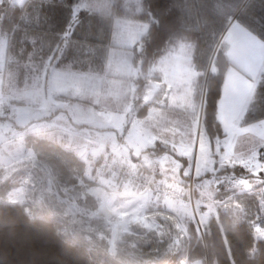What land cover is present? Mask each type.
I'll use <instances>...</instances> for the list:
<instances>
[{
  "label": "clouds",
  "instance_id": "1",
  "mask_svg": "<svg viewBox=\"0 0 264 264\" xmlns=\"http://www.w3.org/2000/svg\"><path fill=\"white\" fill-rule=\"evenodd\" d=\"M254 2L0 0V264H264Z\"/></svg>",
  "mask_w": 264,
  "mask_h": 264
},
{
  "label": "snow or ice",
  "instance_id": "2",
  "mask_svg": "<svg viewBox=\"0 0 264 264\" xmlns=\"http://www.w3.org/2000/svg\"><path fill=\"white\" fill-rule=\"evenodd\" d=\"M245 40H247V37L240 33H237L236 35L229 38V41L233 46L234 53L238 51L240 45L245 42ZM221 119H225L223 114L221 115ZM227 123L230 132V139L233 136H238L243 131L235 128V126H233L230 121H228ZM234 143L235 141L232 140L231 145L228 146L229 150L226 154V160L231 158L233 155L232 145H234ZM236 163L242 165L248 173L264 172V147L257 148V150L253 154L248 155L246 158L238 159ZM260 183L264 184V180H260ZM261 194H264V189H261ZM260 227L264 228V226ZM257 233L260 236H264V232L260 231V228H257Z\"/></svg>",
  "mask_w": 264,
  "mask_h": 264
},
{
  "label": "trees",
  "instance_id": "3",
  "mask_svg": "<svg viewBox=\"0 0 264 264\" xmlns=\"http://www.w3.org/2000/svg\"><path fill=\"white\" fill-rule=\"evenodd\" d=\"M10 3V6L13 9L22 10L24 7V3L17 4V3ZM56 15L59 17L61 13L59 11L56 12ZM241 19L250 26V28L262 39H264V4H261L259 1L255 0L253 5L249 8L247 14L243 15ZM235 175L238 176H246L247 170L242 168L240 165L236 166ZM255 197H253L249 202L252 203ZM260 224L263 225V217L259 218ZM246 238V236H245Z\"/></svg>",
  "mask_w": 264,
  "mask_h": 264
},
{
  "label": "rangeland",
  "instance_id": "4",
  "mask_svg": "<svg viewBox=\"0 0 264 264\" xmlns=\"http://www.w3.org/2000/svg\"><path fill=\"white\" fill-rule=\"evenodd\" d=\"M257 1H259L260 2V4H261V1H262V4H264V0H257ZM9 2H11V3H17V4H21V3H23L24 2V0H9ZM263 32H264V30H263ZM236 176H238V175H236ZM249 176H251L252 178H260L261 180H264V172H254V173H248L247 172V175L246 176H242L243 178H248ZM263 217V220H264V216H262ZM257 224H258V226H264V221H263V225H261L260 224V221H259V219L257 220Z\"/></svg>",
  "mask_w": 264,
  "mask_h": 264
},
{
  "label": "crops",
  "instance_id": "5",
  "mask_svg": "<svg viewBox=\"0 0 264 264\" xmlns=\"http://www.w3.org/2000/svg\"><path fill=\"white\" fill-rule=\"evenodd\" d=\"M261 38V37H260ZM262 39V38H261ZM227 87L228 88H231V89H235L238 87V82L235 81L234 79H230L228 84H227Z\"/></svg>",
  "mask_w": 264,
  "mask_h": 264
}]
</instances>
